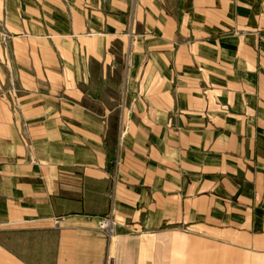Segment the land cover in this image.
Instances as JSON below:
<instances>
[{"label":"crops","instance_id":"crops-1","mask_svg":"<svg viewBox=\"0 0 264 264\" xmlns=\"http://www.w3.org/2000/svg\"><path fill=\"white\" fill-rule=\"evenodd\" d=\"M4 32L0 264H264V0H0Z\"/></svg>","mask_w":264,"mask_h":264},{"label":"rangeland","instance_id":"rangeland-1","mask_svg":"<svg viewBox=\"0 0 264 264\" xmlns=\"http://www.w3.org/2000/svg\"><path fill=\"white\" fill-rule=\"evenodd\" d=\"M9 35L10 34H7L4 32L2 35V41L3 40L4 41H3V44H0V65L5 67V70H6V87L10 88L8 90L4 89V91L11 90V88L13 86L12 81L14 79V77L12 76V73H11V70H12L11 69L12 68L11 58H9V54H10V52H9V49H10L9 48ZM112 49L116 54L117 61H120L121 60V57H120L121 56V43L119 41H116L114 43V46L112 47ZM7 53H8V56H7ZM120 68H121L120 66H117L115 68L114 72L107 73V75L104 76V81L107 82L108 84L104 88H100L97 91L98 95L103 96L104 98H109V100H111L112 104L114 103L112 98H115L116 99L115 105H117L118 98H120V95H121L120 94V90H121L120 89V82H121L120 81V77H121V69ZM12 90L15 91V88L13 87ZM112 106L113 105H110V107H112ZM111 123L114 124L115 122L112 121ZM101 220H102V218L99 221V227L98 228H100ZM59 222H60V219H56L57 225H59ZM2 235H3V233L0 232V236H2ZM114 235H115V233H114ZM112 237H108V238H112ZM113 261H114V259H113ZM105 264H106V262H105Z\"/></svg>","mask_w":264,"mask_h":264},{"label":"built area","instance_id":"built-area-1","mask_svg":"<svg viewBox=\"0 0 264 264\" xmlns=\"http://www.w3.org/2000/svg\"><path fill=\"white\" fill-rule=\"evenodd\" d=\"M116 222L114 214L111 211L105 217L102 218L100 223V230L104 232L108 237H112L115 233ZM106 264H114L113 257L109 256L106 260Z\"/></svg>","mask_w":264,"mask_h":264}]
</instances>
